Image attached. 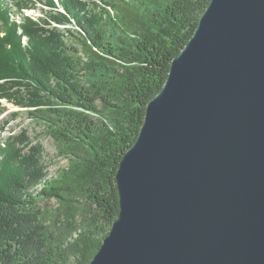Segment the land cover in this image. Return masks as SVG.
Masks as SVG:
<instances>
[{
	"label": "trees",
	"instance_id": "obj_1",
	"mask_svg": "<svg viewBox=\"0 0 264 264\" xmlns=\"http://www.w3.org/2000/svg\"><path fill=\"white\" fill-rule=\"evenodd\" d=\"M210 2L47 0V23L15 19L33 0L0 1V103L27 109L68 162L47 179L39 148L0 142V264L91 263L120 212L121 160Z\"/></svg>",
	"mask_w": 264,
	"mask_h": 264
},
{
	"label": "water",
	"instance_id": "obj_2",
	"mask_svg": "<svg viewBox=\"0 0 264 264\" xmlns=\"http://www.w3.org/2000/svg\"><path fill=\"white\" fill-rule=\"evenodd\" d=\"M170 69L90 264H264V0H211Z\"/></svg>",
	"mask_w": 264,
	"mask_h": 264
},
{
	"label": "rangeland",
	"instance_id": "obj_3",
	"mask_svg": "<svg viewBox=\"0 0 264 264\" xmlns=\"http://www.w3.org/2000/svg\"><path fill=\"white\" fill-rule=\"evenodd\" d=\"M33 1V6L29 8H24L23 5V7H21L23 9L22 12H17L15 19L19 22L22 20V16H28L33 20H42L47 23L51 22L52 16H55L57 11L48 6L47 0ZM53 27H58L65 41L71 40V36L68 32V29L72 28L71 25H58L52 23V26L47 28L52 29ZM14 137L17 141L23 142L24 144H22L29 150L30 148H39L42 157V167L44 168L47 179L56 177L60 169L67 167L68 162L66 159L58 156L53 139L46 136L42 128L32 120L29 111L14 105L13 102L2 100L0 103V142H6ZM21 147L24 148L23 146ZM53 204L54 202L47 204V206ZM41 205L43 206L45 204L42 203Z\"/></svg>",
	"mask_w": 264,
	"mask_h": 264
}]
</instances>
